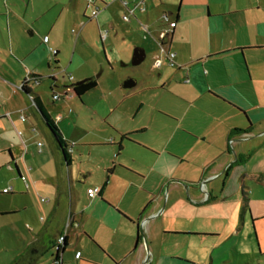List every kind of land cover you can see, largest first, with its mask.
Wrapping results in <instances>:
<instances>
[{
    "label": "crops",
    "instance_id": "1",
    "mask_svg": "<svg viewBox=\"0 0 264 264\" xmlns=\"http://www.w3.org/2000/svg\"><path fill=\"white\" fill-rule=\"evenodd\" d=\"M104 4L105 8L107 4ZM101 11L102 8L96 18L90 19L91 9L89 13H81L76 6H71L70 0H0V17L5 19L0 22V47L9 45V51L22 62L27 72L39 75L42 82L45 79L44 68H50L52 60L56 63L55 68L61 69L65 65L58 57L60 49L50 45L51 38L47 35L54 30L55 19L63 18L67 23L71 18L74 23L80 24L79 33L85 37V27L89 22L95 21L100 33L103 31L101 26L108 19H101ZM168 12L171 20L176 21L169 42V48L176 53L175 64L170 65L160 54L153 39V47L145 50V60L148 53L154 61L149 66V72H144L149 76L141 89L150 91L156 99L153 104L148 103L153 111L158 108L161 114L174 120L175 131L167 135L170 141H176V148L171 151L173 163L185 160L192 163L195 177L189 182H194V191L187 186L186 191H178L182 189L179 182L173 195L168 190L166 209L160 210L163 204L161 196L150 207L148 204L137 220H133L127 211L121 213L114 209L108 196L112 170L117 165L115 158L123 149L118 143V152L111 151L114 152L113 165L109 167L112 170L98 184H88L89 203L76 209L75 201L80 193L72 176L73 158L71 165L67 166L63 152L47 127L54 145L51 151L55 154L48 160L52 164L49 172L52 202L45 208V217L40 221L36 216L32 217L29 236H20L22 248L7 264H14L17 259L18 263L22 261L26 264L34 259L31 264H36L55 246L58 237L65 234L70 218L78 225L67 230L62 264L65 263V253L73 248L74 235L79 229L84 235V247L105 248L112 264H143L147 256L149 264H213L220 255L214 254L212 247L207 250L208 240L236 236L239 240L250 242V239L254 240V233L258 243H264V0H179L177 8ZM49 14L52 16L48 17ZM53 17V20L49 19ZM44 19L48 26L42 31ZM109 25L113 28L111 21ZM162 25L161 19L158 20L153 31L158 32ZM37 32L46 34L44 37L48 36V40L36 43L31 36ZM106 32L105 39L109 34L108 30ZM100 39L102 41L101 34ZM103 42L105 40L101 42V50L98 44L86 42L91 52L87 58L75 47L67 69L79 74L75 77L77 80L95 77L96 70L109 63ZM51 49L56 53H52ZM158 57H163L159 67L155 66ZM50 79V87L56 92L58 81ZM11 80L5 79L4 82L14 88L16 85ZM137 85L135 81V87ZM24 94L27 99L11 113L22 112L25 115L24 112H31L35 121L30 122L28 127L35 132L39 120L33 109L45 125L46 121L33 106L28 94ZM145 107L146 101H141L136 113ZM27 116L21 120L27 121ZM53 121L57 124L55 119ZM137 128L140 131L148 129L143 125ZM128 135L125 134L126 137ZM42 146L37 153H43ZM16 169L20 176L17 165ZM81 175L89 177L85 173ZM209 179L205 189L201 190V183ZM94 187H99V192L91 195L89 189ZM114 206L120 207L118 203ZM27 208L24 206V209ZM106 209L111 213L112 228L116 233L118 230L122 232L119 240L108 241V248L100 243L95 229L91 231L89 228L90 220L93 217L101 220L105 215L101 211L107 212ZM143 220L145 224L142 226ZM171 237L194 240L198 250L193 257L173 249L170 251ZM261 250L260 247V250L249 253L252 264L258 255H263ZM55 256L53 260L58 263ZM241 258L242 261L246 257L242 255ZM244 264L247 262L244 261Z\"/></svg>",
    "mask_w": 264,
    "mask_h": 264
},
{
    "label": "rangeland",
    "instance_id": "2",
    "mask_svg": "<svg viewBox=\"0 0 264 264\" xmlns=\"http://www.w3.org/2000/svg\"><path fill=\"white\" fill-rule=\"evenodd\" d=\"M70 1L71 6H76L79 12H90L85 0ZM123 1L127 2V6H121ZM141 2L142 0H96L95 5L102 8L101 19L107 18L108 22L102 24L101 33L95 21L87 23L85 37L79 33L80 24L74 23L71 18L67 23L63 18H58V21L55 19L54 30L50 34L47 32V35L51 38L50 45L60 49L58 57L65 65L61 69L55 68L56 63L52 60L50 68L47 66L44 68L45 79L41 83L31 84L33 91L39 94L70 145L73 158L72 176L75 188L80 193L75 201L76 209L89 203L88 184L91 183L93 186L98 184L101 179L106 178L109 170H112L109 167L112 168L114 152L111 151L118 152V143H120L123 149L115 158L117 165L112 170L108 199L114 209H118L121 213L127 211L133 220L143 215L147 205L149 204L150 207L161 196L163 204L160 210L164 209L168 190L173 195L176 190L174 187L176 184L179 185V182L182 183L180 184L182 189L178 191H186V186L190 190L195 189L194 182H189L194 181L195 177L192 163L187 160L173 163L171 151L175 150L176 141H170L167 135L175 131L174 120L165 117L158 108L153 111V107L148 103L153 104L156 99L151 96L150 91L141 89L143 83L148 81L149 75L145 73L149 72V66L154 61L153 56L150 57L151 54L147 53V59L141 64L131 63L136 47L145 48L147 51L149 47H153L152 34H157L153 31L154 24L161 19L164 12L169 14L168 11L175 10L179 0ZM104 3L107 4L105 8ZM139 3L144 7L143 11L138 10ZM132 9L136 10L135 14L131 12ZM124 15H128L129 20H125ZM50 16L52 15L49 14L48 17ZM49 19L53 20L54 17ZM82 19H84L83 15ZM3 21L5 19L0 17V22ZM110 21L113 28L109 25ZM42 22L43 31L48 25L45 19ZM107 30L108 38L102 41L105 40L103 45L109 63H105L103 68L99 67L94 73L95 76L99 75V86L85 93L82 99L72 90L67 96L53 100V90L50 87L52 79L48 76L51 75L58 81L55 91L64 93L65 86H72L79 81L75 78L79 74L67 69L75 47L87 58L90 51L85 45L86 42L98 44L101 50L100 34ZM44 35L46 34L43 32H37L31 37L37 43L44 39ZM8 47L9 45L0 47V264L9 263L22 248L20 236H29L32 217L36 216L39 221L45 217V208L52 202V186L49 179L52 164L48 160L55 155L51 151L54 150L51 133L34 109L33 112L39 120L35 132H31L28 127L30 122L35 121L31 112H24L26 116L28 115L25 122L21 120L22 112L11 113L21 101L27 99L20 89V83L22 78L27 77L28 72ZM145 67L148 70L144 71ZM69 75H73V81L69 80ZM5 79H13L16 86L9 87L4 82ZM128 79L137 81L138 85L132 88L123 87V83ZM141 101H146L147 107L136 113L137 105ZM58 115L63 118L61 121L57 119ZM141 125L148 129L138 130L137 127L140 128ZM125 134H129L128 137ZM30 137L33 139L29 140ZM39 141L42 142L43 153H37ZM97 143L101 145H94ZM41 159L42 163H40ZM16 165L21 175H24L25 182L19 176ZM81 173L89 177L86 178ZM4 188L9 189V192H4ZM69 203L68 201V205ZM114 203H118L121 208L115 207ZM24 206L28 208L24 209ZM106 211H101L106 215L101 220L93 217L89 228L91 231L95 229L100 243L108 248L110 244L108 241L119 240L122 232L119 230L118 233L115 232L110 225L111 213H108L107 209ZM80 230L75 232L74 242ZM83 236L79 232V241L77 244L73 242V248L65 253L64 264H112L105 248L100 249L90 245L85 248ZM253 236L254 240L250 239V242L239 240L236 236L208 240L207 250L212 247L215 249L214 254L220 255L215 258L213 264H244V261L252 264L253 259L249 260L248 257H251L249 253L260 250V247L263 255L260 257L258 255L254 264H264V243H258L254 233ZM189 240L191 239L176 240L171 237V250H169L173 249L179 254L193 257L198 249L194 240H191L192 242ZM172 243H174L173 247ZM77 250L82 253L81 258L75 257ZM55 253L56 246L51 247L36 264H61L54 262ZM242 255L246 258L241 261ZM20 264L26 263L21 261Z\"/></svg>",
    "mask_w": 264,
    "mask_h": 264
},
{
    "label": "built area",
    "instance_id": "3",
    "mask_svg": "<svg viewBox=\"0 0 264 264\" xmlns=\"http://www.w3.org/2000/svg\"><path fill=\"white\" fill-rule=\"evenodd\" d=\"M85 1L87 2L88 7H90V9H91L89 18L90 19L96 18L97 15L99 14L100 10H101L98 6L95 5L96 0H85ZM143 2L144 1H142L141 3H143ZM141 3H139L137 5V8L139 11L144 10V7L141 5ZM123 4H124V6H127V2H123ZM135 11H136L135 9L131 10V12L133 14H135ZM123 18L125 20H129L128 15H124ZM161 21H162L163 25L161 26V28L159 29L157 34L156 35L152 34V36H153V39L158 46L160 54L164 56V58L168 61V63L170 65H174L175 64L174 58H175L176 53L169 48V42H170V39L172 37L174 27L176 26V21L171 20L169 14L167 12H164L163 15L161 16ZM147 30L149 31V27H147ZM106 35H107V32L102 33L101 34L102 39H105ZM47 40H48V36H45L44 41H47ZM51 51L54 54L56 53V50L51 49ZM162 63H163V57H158L155 59V66L159 67V66H161ZM51 77L54 78L53 76H51ZM68 78L70 81L74 80L73 75H69ZM40 82H41V80L38 77H32L31 75L27 76V83L30 87H31V84L40 83ZM21 88H22V84L20 85V89ZM69 92H72V86L67 85L64 88V93L61 94V93L53 92V99L54 100L61 99L63 96H67ZM28 97L31 99V101H33V99H34L33 94H28ZM21 118L25 119V115L22 114ZM60 118H61V116L58 117V119H60ZM38 146H39V151H41L42 142H38ZM21 178H22V180L25 181L24 176H22ZM201 187L203 190L205 189L204 184H201ZM99 189H100L99 187L90 188L89 192L91 195H96L99 192ZM4 192H6V193L9 192V189L5 188ZM144 224H145V220L142 221V226ZM73 225L77 226L78 223L74 222L73 219L70 218V220L67 222V228H66L65 234L60 235L58 237L56 243H55L57 250H59V248L60 249L63 248L64 242L66 240L67 230ZM76 256L79 257L80 252H77ZM58 262H60L62 264L61 255H60Z\"/></svg>",
    "mask_w": 264,
    "mask_h": 264
},
{
    "label": "trees",
    "instance_id": "4",
    "mask_svg": "<svg viewBox=\"0 0 264 264\" xmlns=\"http://www.w3.org/2000/svg\"><path fill=\"white\" fill-rule=\"evenodd\" d=\"M28 75H31L32 77H38L40 79L39 75L33 74L31 72H28L27 76ZM50 78H52V77H50ZM83 80L84 81L80 84H76V82H75L72 85L75 95L78 96L80 99H82V96L85 93H87L88 91H90L92 89H95L98 85V76L85 78ZM21 84H22L21 90L24 93L34 95V99L32 101L33 106L38 110V112L45 119L47 127L50 129V131L54 135V138H55V141L57 143L58 148L61 149V151L63 152L64 162L66 163L67 166H70L71 162H72L70 145L65 141V139L63 138V135H62L60 129L58 128L57 124L53 121V119L50 117L49 113L46 111L40 97L37 96L35 93H33V91L31 90V87L27 83V77H25V79L23 80V82ZM65 244H66V240L64 242V245ZM59 258H60V255L57 254L55 256V260L58 261ZM33 262H34V259L33 260L31 259L28 261V264L29 263L31 264ZM15 263H18V259L15 261Z\"/></svg>",
    "mask_w": 264,
    "mask_h": 264
},
{
    "label": "water",
    "instance_id": "5",
    "mask_svg": "<svg viewBox=\"0 0 264 264\" xmlns=\"http://www.w3.org/2000/svg\"><path fill=\"white\" fill-rule=\"evenodd\" d=\"M145 57H146V51H145V49L144 48H141V47H136L135 49H134V51H133V55H132V58H131V63L133 64V65H139V64H141L144 60H145ZM84 80L82 79V80H79L78 82H76V84H80V83H82ZM123 86L125 87V88H131V87H133V86H135V81L133 80V79H128V80H126L124 83H123ZM211 179H209V180H205V181H203L201 184H204V185H206V183L208 182V181H210ZM201 188V190H203L202 189V187H200ZM64 246L65 245H63V248L60 250V251H58V250H56V253H55V255H57V254H59V255H62V253H63V249H64ZM148 256H147V258L144 260V262H143V264H145L146 262H148Z\"/></svg>",
    "mask_w": 264,
    "mask_h": 264
},
{
    "label": "flooded vegetation",
    "instance_id": "6",
    "mask_svg": "<svg viewBox=\"0 0 264 264\" xmlns=\"http://www.w3.org/2000/svg\"><path fill=\"white\" fill-rule=\"evenodd\" d=\"M72 90H73V87H72ZM57 250V249H56ZM61 249L59 248V250L58 251H60ZM15 264H20V262L19 263H15Z\"/></svg>",
    "mask_w": 264,
    "mask_h": 264
}]
</instances>
